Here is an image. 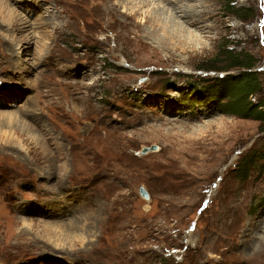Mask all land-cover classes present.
Wrapping results in <instances>:
<instances>
[{
	"label": "rangeland",
	"instance_id": "1",
	"mask_svg": "<svg viewBox=\"0 0 264 264\" xmlns=\"http://www.w3.org/2000/svg\"><path fill=\"white\" fill-rule=\"evenodd\" d=\"M30 1L0 0V264H264V0H196L211 18L178 47L144 13L94 6L118 0ZM245 72L243 99L205 97Z\"/></svg>",
	"mask_w": 264,
	"mask_h": 264
},
{
	"label": "bare ground",
	"instance_id": "2",
	"mask_svg": "<svg viewBox=\"0 0 264 264\" xmlns=\"http://www.w3.org/2000/svg\"><path fill=\"white\" fill-rule=\"evenodd\" d=\"M9 1V0H8ZM11 1V0H10ZM20 1V0H17ZM27 2H31L30 0H25ZM82 2H85V0H81ZM87 1H91V0H86ZM96 1V0H94ZM100 3L103 4L104 1L106 0H99ZM170 1V0H169ZM174 1V2H173ZM170 1L172 3H170L172 6L168 7L166 6V4L164 5H157V6H151V4L154 2L153 0H118V2L112 3L111 5H108L107 7H104L103 10H101L100 5L99 4H95L94 6H96L98 8V11L101 12L105 17L112 14V13H117L120 9L121 5H125V7H130L133 10H135V13H144L145 17H144V23L145 24H150L151 28H152V33L153 35L155 34H161V37L166 40V41H170L172 42L173 40L176 41V43H173V45H175V47H178V44L182 38V36H185V34L187 33L189 36H191V29L190 28H186V25H188V23H194L196 20H203L205 17L209 18L211 16V10L208 11L206 9H199L198 7H200V5L198 3H193L192 5L189 4L190 0H184V2H182L181 0H173ZM209 1V0H207ZM206 1V2H207ZM212 1V0H210ZM2 2V0H1ZM6 2V1H5ZM167 2V1H165ZM182 2V3H181ZM193 2V1H191ZM9 3V2H8ZM14 3V2H13ZM181 3V4H180ZM159 4V3H157ZM176 4H180L178 7H176ZM206 4V3H205ZM199 5V6H198ZM9 6L11 7V5L9 4ZM15 6V5H14ZM38 6V1H34V7ZM41 6V5H40ZM198 6V7H197ZM202 6V5H201ZM206 6V5H204ZM2 7V5H1ZM9 7V8H10ZM13 7V6H12ZM47 7V6H46ZM203 7V6H202ZM44 9V8H43ZM209 9V8H208ZM6 11V9H5ZM10 9V13L8 12V18L6 17V20L4 18L3 21H1V24L3 23L4 27L6 26L7 30L8 28L12 31V33L17 32V31H24L27 27L26 22H28L26 20V18L19 12H17V10H15V7ZM17 14H14V13ZM43 12V11H42ZM215 15V14H214ZM42 16V14H41ZM2 17V16H1ZM0 17V18H1ZM4 17V16H3ZM43 17V16H42ZM196 17V19H195ZM211 18V17H210ZM50 20V19H49ZM50 23V22H49ZM48 23V24H49ZM40 25V24H39ZM47 25V24H46ZM137 27L140 28V24H136ZM43 28H40V30ZM6 32L3 31V34L5 36H9V32H7L6 29H3ZM38 30L36 35L38 34H42L45 30ZM14 31V32H13ZM27 31V30H26ZM6 33V34H5ZM33 34V33H32ZM35 34V33H34ZM44 34V33H43ZM2 35V34H1ZM11 35V34H10ZM37 35V36H38ZM45 35V34H44ZM43 35V37H44ZM31 37V36H30ZM192 37V36H191ZM194 37V36H193ZM5 38V37H4ZM34 38V37H33ZM31 41V40H30ZM30 41H28V45L22 46V44H18L15 43L14 46L15 48L11 49V52H9L11 58H15L17 54L20 53H24L23 51H25L30 44ZM20 43V42H19ZM33 43V42H32ZM12 45V43H10ZM39 44V43H38ZM10 49V48H8ZM44 49V47H43ZM10 51V50H9ZM44 51V50H43ZM8 52V51H7ZM13 53V54H12ZM44 53V52H43ZM14 55V56H13ZM41 56L42 53H40ZM17 62L16 65L19 67V62L20 60H16ZM29 63V62H28ZM16 67V66H15ZM14 68V67H13ZM23 68V67H22ZM17 71V70H16ZM20 75H27L28 73L30 74V70L28 68L24 69H20L19 72ZM26 77V76H25ZM81 82V81H80ZM2 97V96H1ZM1 106V105H0ZM12 106V104H11ZM27 106V105H26ZM31 107V106H30ZM14 108V107H13ZM19 108V107H18ZM5 109V108H4ZM17 109V108H14ZM27 109V108H26ZM7 110V109H6ZM5 110V111H6ZM12 110V109H11ZM37 110V109H36ZM5 111L4 114L5 115ZM15 111V110H14ZM35 111V110H34ZM9 112V111H7ZM38 112V111H37ZM13 113V112H12ZM1 114V113H0ZM33 114V113H32ZM11 115V113H10ZM13 115V114H12ZM11 115V119L12 118ZM37 115V114H36ZM3 117V116H2ZM27 117V116H26ZM36 117V116H35ZM4 118V117H3ZM7 119L8 118V114H7ZM40 119V118H39ZM5 121V120H4ZM10 121V120H9ZM44 121V120H42ZM2 122V121H1ZM13 122V121H12ZM4 123V122H3ZM9 123V122H7ZM15 123V122H14ZM25 123V122H24ZM10 125V123H9ZM15 126V125H14ZM17 128V126H16ZM102 139V138H101ZM104 140V139H103ZM71 190V189H70ZM61 193V192H60ZM63 193V192H62ZM65 193V192H64ZM59 197V196H57ZM62 198V196H60ZM67 198V197H66ZM59 199V198H58ZM73 199L72 197H69L64 201V203L66 204L69 200ZM49 201V200H48ZM62 201V200H61ZM45 203V202H44ZM47 203V201H46ZM58 203V202H57ZM60 204V202H59ZM71 203H68L67 207H70ZM60 206V205H59ZM63 206V204H62ZM80 206V205H79ZM27 209V208H26ZM26 211V210H23ZM74 211V210H73ZM45 213V215L47 214V212H45L44 210H39V213ZM50 212V211H49ZM56 214V213H55ZM257 217V216H256ZM57 218V217H56ZM262 221V220H261ZM48 223V222H47ZM257 223V222H256ZM255 224V222H254ZM258 224V223H257ZM54 226V225H52ZM255 226V225H254ZM253 226V227H254ZM256 227V226H255ZM257 228V227H256ZM249 231V230H248ZM250 232V231H249ZM243 236L245 237V239L248 241H252L253 240V236L250 233H247L246 230L243 234ZM261 241H259L258 243V247L256 250H254V252L252 253L253 256L261 254V256L264 254V242L261 244ZM69 254V253H68ZM71 256V255H70ZM260 256V255H259ZM78 259V258H77ZM39 262V261H38ZM35 264V263H34ZM55 264H64L63 262H56Z\"/></svg>",
	"mask_w": 264,
	"mask_h": 264
},
{
	"label": "trees",
	"instance_id": "3",
	"mask_svg": "<svg viewBox=\"0 0 264 264\" xmlns=\"http://www.w3.org/2000/svg\"><path fill=\"white\" fill-rule=\"evenodd\" d=\"M229 6L230 8H234L233 7L234 5H229ZM253 63L254 61L251 60V57H247V56H243V57L236 56L235 59H230V64H231L230 66H238V67L246 68V67L252 66ZM227 75L219 78L220 79L219 82L222 83V87L220 86L221 89H219L217 92L216 88L213 85H211L209 89L207 88V90L204 91V93L206 94L205 97H209V98L214 97L216 99H220L221 97H224V99H226L228 98V94H229L230 99L231 98L234 99L235 97H237V95H240L239 99H243L245 96H247L250 92H252L256 88L255 82L253 81V78H252L254 74H252L251 72H248V73L245 72L246 77L245 75L244 77L246 79L244 78L242 82H240V79L239 80H231V79L224 80V78ZM214 92H217L219 94H216ZM216 99H213V101H216ZM258 107H259L258 105H252V104H249V106L245 105L242 102V100L240 103H236V101L231 100L230 102H225L223 104L224 109H227V110L229 109L232 113H235L237 115L241 114L244 116L250 115ZM255 118L264 120V111L260 110V112H258L255 115ZM239 172H240V175H243L242 169H240Z\"/></svg>",
	"mask_w": 264,
	"mask_h": 264
},
{
	"label": "water",
	"instance_id": "4",
	"mask_svg": "<svg viewBox=\"0 0 264 264\" xmlns=\"http://www.w3.org/2000/svg\"><path fill=\"white\" fill-rule=\"evenodd\" d=\"M156 149V146H150V147H143L142 149H141V154H146V153H148L149 151H152V150H155ZM140 193H141V195L143 196V197H146V198H148L149 197V194H148V192H147V190L144 188V187H141L140 188Z\"/></svg>",
	"mask_w": 264,
	"mask_h": 264
}]
</instances>
